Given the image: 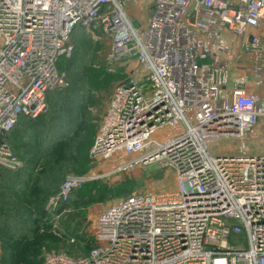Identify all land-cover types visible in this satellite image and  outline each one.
Masks as SVG:
<instances>
[{
  "label": "built area",
  "instance_id": "built-area-1",
  "mask_svg": "<svg viewBox=\"0 0 264 264\" xmlns=\"http://www.w3.org/2000/svg\"><path fill=\"white\" fill-rule=\"evenodd\" d=\"M132 1L0 0V165L20 164L5 139L19 117L39 116L66 86L59 64L81 26L108 38L111 63L143 68L112 89L92 157L157 162L176 181L102 209L88 253L39 264H264V0H152L139 25ZM99 177L67 175L47 209Z\"/></svg>",
  "mask_w": 264,
  "mask_h": 264
},
{
  "label": "rangeland",
  "instance_id": "rangeland-1",
  "mask_svg": "<svg viewBox=\"0 0 264 264\" xmlns=\"http://www.w3.org/2000/svg\"><path fill=\"white\" fill-rule=\"evenodd\" d=\"M151 2L152 0H133L128 8V13L134 20L144 24L146 21V12ZM71 42L73 44V52L70 58L75 56V51L78 49L80 51L79 59H81V65H87L89 61H92L90 66L94 69L95 74L97 73L99 78H101L99 73L106 74L109 78V81L104 85L100 83V87L92 88V92L88 87L84 90L87 100L86 110L95 117L94 122L98 126L114 86L121 81H139L142 79L143 68L135 58H127L116 63H111L108 59L109 40L98 28L93 29V31H87L82 27H76L72 33ZM65 67L66 63L64 64V70L66 72L67 86L71 84V76L69 70ZM62 87L65 86H61L60 88ZM60 88H55L51 91H55L56 89L59 91ZM49 104L50 101H48L47 109L50 106ZM24 123L30 124V119L20 118L11 131L12 147L10 149L16 160L20 161V164L14 168L0 165V205L5 203L4 199L9 196L8 191L12 193L19 191H23L26 194L28 193L27 189L24 190L22 188L19 191L17 190L22 187L27 179L26 177L21 178V176H19L18 180H14L13 183L9 179V175L14 176L18 170L23 168L24 163L19 155L21 151H23L21 144L32 134L31 129L27 128L28 126L23 129V126H25ZM174 132L173 129L167 128L157 132V136L165 138L174 134ZM36 135L37 137L33 139V142H38L41 149H39L40 147H32L33 144H31L28 147L29 149L24 150L25 153L28 154L34 151L39 153L45 148L48 150L49 146L53 145L51 140L41 129H38ZM95 136L96 132L87 150V155L85 154L86 156L81 158L76 157L74 160L70 161V159H72L70 157L72 154H75L74 151L80 142L74 141L73 144L70 142L72 145H69L67 149L68 142L63 141L52 150L42 152L43 154L39 157L40 166L38 165L33 172L35 173L41 170L45 162L49 165L52 159L57 160V157H65L68 160L66 167L60 169L59 164L61 163H58V161L53 163V165L55 164V171L57 170L56 172H60L61 174L55 182V188L51 190L55 191L59 188L62 181H64L69 174L89 175L91 172H95L101 175V177L85 181L76 189L86 194L92 191L90 187L91 182L95 181L96 183L94 184L97 190L103 187L108 188V191L106 190L102 194L103 199L98 202L84 205L81 201H77L78 196H73L74 193H71L70 196L72 201L66 204L65 210H61L60 212H55L56 210L49 211L47 209L49 207L47 204L48 202H44L43 207L46 209L47 213L44 212L45 214L42 215L41 213H36V211L33 210L34 206H32V213L35 215H32L31 212L30 214L23 212L21 217H19L20 215L17 216L23 223L22 226L18 227L22 235L21 241L11 238L12 241H10V243L12 242L11 244L13 247H4L8 237L6 238L5 234L3 232L1 233L0 230V264H13V262L16 263L17 260L18 263L21 264L22 255L20 253L23 248H28L29 252H33L32 258L35 260V264L41 260L44 253L51 251H64L71 255L85 254L95 245L92 235V226L95 217L102 209L132 193L170 190L175 187L176 181L174 172L170 168L159 166L157 162L146 164L138 163L133 167L120 168L117 162H111L110 160H95L91 155V147ZM25 153L23 154L25 155ZM123 159H129V157H123ZM31 178L33 177H30V179ZM22 179L24 180L20 181ZM7 180H10L8 181L9 189L5 192V183ZM68 199H70V197ZM26 202L27 206L25 207L31 208L29 202ZM10 203L11 202L7 205ZM37 216L39 217V223L31 224L32 219ZM2 226V223H0V228Z\"/></svg>",
  "mask_w": 264,
  "mask_h": 264
},
{
  "label": "trees",
  "instance_id": "trees-1",
  "mask_svg": "<svg viewBox=\"0 0 264 264\" xmlns=\"http://www.w3.org/2000/svg\"><path fill=\"white\" fill-rule=\"evenodd\" d=\"M76 27L81 26H75L72 29L71 37ZM79 58L80 51L77 49L73 58L69 57L61 59L59 66L64 69V64L66 63L65 68L69 70V74L71 76V84L60 88L59 91L56 89L57 91H49L47 93V105L48 101H50V106L48 108L49 112L48 109H46L45 112L41 113L35 118H30L23 115L19 117V119H30V124L24 123L25 126H23V129L28 126L27 128L31 129L32 134L30 135V137L25 139L23 144H21L23 151H21L19 155L21 156V160L24 163L23 168L20 169L21 171L18 170V172H16L14 176L9 175V179L13 183L14 180H18L19 176H21V178L26 177L27 179L23 183L22 187L18 188L17 190L19 191L22 188L24 190L27 189L28 193L26 194L23 191L12 193L8 191L9 196L4 199L5 203L3 205H0V223H2L3 225L0 230L1 233L3 232L5 234L6 238L8 237L4 244V247H13V245L11 244L12 242L10 243V241H12L11 238L17 239L19 241L22 240L21 232L18 230V227L23 225V223L20 221L21 219H19V217H21V214H23V212H25L26 214H30L31 212L32 215H35L34 213H32V206H34L33 210H35L36 213H41V215L47 213L46 209L43 207V203L47 202V200L52 195L56 194L59 190V188H57L55 191L51 190L55 188V182L61 174L60 172H56L57 170L55 171V164L53 165V163L58 161V163H61L59 164V168L62 169L63 167L67 166L68 160L65 157H57V160L52 159L49 165L45 162L41 170L34 173L33 170L39 165V157L41 154H43L42 152L52 150L56 145L63 141L68 142L67 149L69 148V145H72L74 143V141H79L80 143L77 145L74 151L75 154H72V156L70 157L72 158L70 159V161L74 160V158L76 157L81 158L87 155V150L89 148V145H91L92 139L97 130V124L94 122L95 117H93L89 113V111L86 110L87 100L84 90L86 87H88V89H90V91L92 92V88L100 87V83L104 85L109 81V78L108 75L101 73H99L101 75V78H99V75L97 73L95 74L94 69L90 66L92 61H89L87 65L83 66L80 62L81 59ZM12 129H10L5 135V139L10 148L12 147ZM38 129H41L42 132L47 135L53 145H50L48 150L45 148L39 153L34 151L27 154L24 150L29 149L28 147L31 144H33L32 147H40L38 142H33V139L37 137L36 134ZM70 142L72 144H70ZM39 149H41V147ZM23 153H25V155ZM30 177L33 178L30 179ZM10 180H7V182L5 183V192H7V190L9 189L8 181ZM23 180L24 179L20 181ZM94 183L96 182H91L90 187L92 191L86 194L77 189L71 190L67 199L60 202L55 212L65 210L66 204L69 201H72L70 196L71 193H74L73 196H78L77 201H81L84 205L101 201L103 199L102 194L106 190L108 191V188L103 187L102 189L97 190ZM69 197L70 199H68ZM26 201L29 202V206L31 208L25 207L27 206ZM9 202L11 203L7 205ZM37 217H34V219H32L31 224H36L37 222L39 223V217ZM89 250L86 253H88ZM20 254L22 255V260L20 261L21 264H35V260L32 258L33 252H29L28 248H23ZM39 262L40 260L37 264H39ZM13 264H19L18 260L16 263L13 262Z\"/></svg>",
  "mask_w": 264,
  "mask_h": 264
},
{
  "label": "crops",
  "instance_id": "crops-1",
  "mask_svg": "<svg viewBox=\"0 0 264 264\" xmlns=\"http://www.w3.org/2000/svg\"><path fill=\"white\" fill-rule=\"evenodd\" d=\"M152 3V2H151ZM151 3H150V5H151ZM149 5V6H150ZM148 10V9H147ZM133 19V18H132ZM133 21H134V23L136 24V25H139V24H141L140 22H137L136 20H134L133 19ZM146 21H147V12H146ZM146 21H145V23H146ZM144 23V24H145ZM254 32L257 34V35H260V36H263L264 35V28L263 29H257V30H254ZM254 90H256V91H258L259 93H261L262 91H263V88L262 87H256V88H254Z\"/></svg>",
  "mask_w": 264,
  "mask_h": 264
}]
</instances>
